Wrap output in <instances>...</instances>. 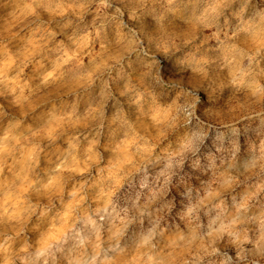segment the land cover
<instances>
[{
  "label": "clouds",
  "instance_id": "9594fccd",
  "mask_svg": "<svg viewBox=\"0 0 264 264\" xmlns=\"http://www.w3.org/2000/svg\"><path fill=\"white\" fill-rule=\"evenodd\" d=\"M0 264H264V0H0Z\"/></svg>",
  "mask_w": 264,
  "mask_h": 264
},
{
  "label": "rangeland",
  "instance_id": "374dc122",
  "mask_svg": "<svg viewBox=\"0 0 264 264\" xmlns=\"http://www.w3.org/2000/svg\"><path fill=\"white\" fill-rule=\"evenodd\" d=\"M163 72L168 74V73H172L173 70H172V68L170 66L165 65L164 68H163Z\"/></svg>",
  "mask_w": 264,
  "mask_h": 264
}]
</instances>
